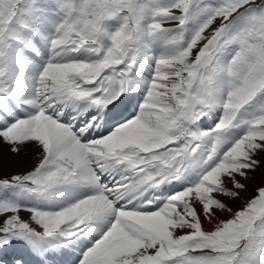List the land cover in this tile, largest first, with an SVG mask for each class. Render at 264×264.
<instances>
[{"label": "snow or ice", "instance_id": "snow-or-ice-1", "mask_svg": "<svg viewBox=\"0 0 264 264\" xmlns=\"http://www.w3.org/2000/svg\"><path fill=\"white\" fill-rule=\"evenodd\" d=\"M0 264H264V0H0Z\"/></svg>", "mask_w": 264, "mask_h": 264}]
</instances>
